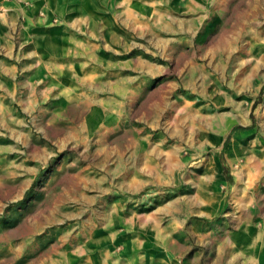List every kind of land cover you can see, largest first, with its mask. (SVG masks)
Listing matches in <instances>:
<instances>
[{
  "label": "rangeland",
  "instance_id": "rangeland-1",
  "mask_svg": "<svg viewBox=\"0 0 264 264\" xmlns=\"http://www.w3.org/2000/svg\"><path fill=\"white\" fill-rule=\"evenodd\" d=\"M66 6V22L12 32L0 264H104L108 250L113 264L258 260L264 0ZM53 24L62 36L44 35Z\"/></svg>",
  "mask_w": 264,
  "mask_h": 264
},
{
  "label": "crops",
  "instance_id": "crops-1",
  "mask_svg": "<svg viewBox=\"0 0 264 264\" xmlns=\"http://www.w3.org/2000/svg\"><path fill=\"white\" fill-rule=\"evenodd\" d=\"M40 10L44 13L43 17L38 15ZM66 14V0H0V91L3 89L5 76L13 80L18 72L16 58L14 51L11 50L10 43L13 37L12 32L19 26V22H25V25L29 27H35V22H66ZM36 27L38 30L43 31L42 28L39 29L40 27ZM45 30L46 28L44 29L45 34L43 32L44 35H46V32H49L50 35L54 34L60 37L63 33V30L56 24H53V26L49 25V30ZM84 255L93 258L100 256V251L95 253L93 250H85ZM76 256L80 257L81 255L77 254ZM59 257H50V261L58 259ZM258 257V260H255V257H253L251 264H264V254ZM63 258L67 259V256L65 255ZM101 258L102 262H105L104 264H113V262L110 263L112 259L109 250L106 254H102ZM44 261L49 262V256ZM46 262H43V264ZM75 263L68 259L66 264ZM96 263L97 260H94L93 264ZM76 264H80V262Z\"/></svg>",
  "mask_w": 264,
  "mask_h": 264
}]
</instances>
